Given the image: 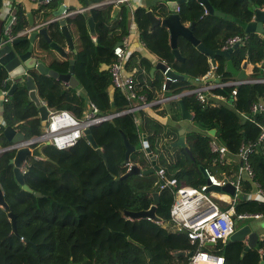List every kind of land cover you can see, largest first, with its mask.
Returning <instances> with one entry per match:
<instances>
[{
    "label": "trees",
    "instance_id": "16d2710c",
    "mask_svg": "<svg viewBox=\"0 0 264 264\" xmlns=\"http://www.w3.org/2000/svg\"><path fill=\"white\" fill-rule=\"evenodd\" d=\"M100 0H80L87 6ZM213 7L224 15L205 12L198 0H186L179 4L178 13L183 23L194 22L193 34L207 47L222 48L227 37L245 33V26L253 18L254 7L264 9V0H209ZM163 1L152 5L157 16H165L168 10ZM2 0H0V7ZM17 22L12 30L16 34L26 27V17L20 4H16ZM47 4H40L33 11H41ZM112 4L93 7L88 11L67 17L74 49L67 58L61 56L39 36L36 40L39 57H44L49 67L65 72L69 58L74 59L75 76L89 98L102 113L109 112L110 102L114 101L117 110L124 108L127 100L118 88L109 91L111 75L108 64L114 60L113 46L128 32V17L125 9L118 17L110 20ZM147 8L138 5L133 10L140 40L157 58L163 59L176 72L188 77H201L210 68L209 56L200 51L184 36L177 37V48L182 60L174 57L169 43V32L165 26L151 27L146 14ZM49 11L42 12V20L48 19ZM92 16L96 37L88 30L87 18ZM264 24V22H263ZM51 38L65 46L66 39L59 29L58 21L47 23ZM248 39L231 51L235 67L240 68L246 60L253 68L251 75L257 73L258 63L264 59V44L260 32H247ZM26 37V36H25ZM25 50L28 41L20 42ZM217 71L223 72V79L233 77L225 69L226 58L217 54ZM149 58L133 51L130 53L126 69L136 68L137 78L143 77L140 66L151 68ZM148 72V71H147ZM37 94L48 107L66 108L79 111L76 103H82L76 87H69L63 81L48 75H34ZM148 85L140 86L135 81L138 92L146 93L148 99H156L157 91L167 94L180 93L195 84L188 79L176 78L163 90L164 74L154 71ZM4 75L0 74V87H7ZM232 86L217 87L215 92L230 96ZM189 111H193V121L199 129L185 131V146L174 145L178 138L179 127L163 125L155 116H149L142 109L138 112L139 122L133 113H125L91 126L97 145L107 158L93 147L85 137L66 148L48 144L45 155L52 160L30 158L24 181L32 189L28 191L16 181L12 164L9 162L13 150L0 152V185L8 208L0 206V264H188L189 254L194 249L185 232L175 230L170 221V205L173 200L169 189H159L156 173H131L121 178L127 171L123 163L125 145L123 131L135 146L129 154V161L142 168L150 165V160L141 147L140 133L146 135L147 143L164 167L167 175L180 181L200 186L206 181L200 165L227 170L234 175L237 161L233 158L226 164L212 163L208 140L212 137L209 130L215 128V136L232 153H236L244 140L254 141L260 131L259 123L264 121V112H252L250 105L257 99L264 101V82L240 84L236 99L219 101L217 105L201 104L194 94L181 96ZM173 119H180L181 112L177 99L171 100ZM175 111L173 112V107ZM168 111L166 106L162 108ZM38 106L29 99L27 89L19 86L12 97L3 103L2 116L6 124L12 125L29 136L40 131L41 123ZM252 117V119L245 116ZM9 143L0 127V146ZM141 151L142 159L137 152ZM253 176L242 181L243 191L255 189L257 180L264 188V142L261 150L250 156ZM215 173V172H214ZM216 174V173H215ZM221 174V173H220ZM217 175V174H216ZM220 176V175H217ZM35 191L42 193L36 196ZM158 192L159 202L156 215L160 221L151 218L130 219L124 210L146 209L153 203V192ZM9 201V202H8ZM16 212L17 232L12 230L8 210ZM238 211L246 210L264 214V201L244 199L236 204ZM24 237V240L20 239ZM243 240L218 242L217 251L224 255V264H259L264 238L257 245L244 249ZM148 252L150 254H148Z\"/></svg>",
    "mask_w": 264,
    "mask_h": 264
},
{
    "label": "built area",
    "instance_id": "2783aa9c",
    "mask_svg": "<svg viewBox=\"0 0 264 264\" xmlns=\"http://www.w3.org/2000/svg\"><path fill=\"white\" fill-rule=\"evenodd\" d=\"M52 0H40L41 4H49ZM131 0H100L93 2L87 6H77L73 9H64L61 14L53 17V20H59L62 17H69L75 13L88 11L93 7H102L107 4H120L122 2H130ZM179 5L176 8L178 11ZM205 9V8H204ZM205 12L206 9H205ZM17 22L16 13H12L9 17L4 33L12 38L13 26ZM136 24L131 21L128 26V32L121 38V43L114 44L113 54L114 60L108 64V71L111 75V85L108 87L109 91L113 88H118L124 94L127 104L124 108L106 113L100 111L99 106L88 97L86 91L81 86L77 89V94L84 97L82 103H76L79 111H73L66 108L48 107L42 100L41 103L47 107V117L44 124H41L40 131L29 136L25 135L23 139L17 141H9L8 144L0 146V152L3 150H13V152L21 146H35L41 141H47L48 144L54 145L57 148H66L75 144L81 137H85L84 129L92 125L98 124L104 120H112L114 117L133 113L136 123L139 122L138 112L142 109H147L153 104H163L167 100L176 96L184 94H194L195 98L201 104L217 105L219 101L233 102L237 96V89L240 84L264 82V59L258 63V70L255 75H248L244 78L233 77L223 79V72L217 71L216 61L214 64L210 63V68L201 77L202 82L199 85L186 88L180 93L162 94L157 99H148L146 93L138 92L135 87V76L132 72L126 69V63L131 53L129 49V42L131 34L136 31ZM26 30H22L25 32ZM261 37L264 44V29L261 31ZM248 39V33L234 34L226 38L222 48L231 47L234 43L243 45ZM142 42V41H141ZM143 43V42H142ZM144 45V44H143ZM155 62L161 61L167 64L163 59L154 57ZM168 67H170L167 64ZM226 69V68H225ZM227 70V69H226ZM166 71H163L164 77ZM262 74V75H260ZM213 76V80L206 81L205 77ZM170 82L174 81L176 77H169ZM165 80V79H164ZM3 82H6L5 80ZM232 86L230 96L223 93L215 92L217 87ZM165 88V83L162 85ZM9 86L0 87V127L6 122L2 116L3 103L10 97L8 93ZM176 99V98H172ZM252 112H264V101L257 99L250 105ZM246 117L252 119L249 115ZM260 131L254 141L244 140L238 151L232 153L229 148L214 135L208 140V145L213 153V164H225L233 158L237 161V167L234 175L228 173L227 170H222L220 176H217L211 168L205 167L206 181L200 186H193L180 181L175 176H169L164 167L160 166L155 170L157 179L156 183L159 189H169L172 193L173 200L170 205V221L173 223L175 230L186 233L190 243L194 244V249L189 254L188 264H224V255L217 251L216 245L218 242L228 241V236L235 228V222L241 218H251L261 216V212H251L246 210L238 211L236 209L237 201L243 197L244 199H256L264 201V188L255 180V189L252 191H243L242 181L248 176H253V167L251 165L250 156L252 152L257 150V146L262 147L264 142V121L259 123ZM2 129V128H1ZM141 147L144 149V141L142 133H140ZM148 156V153L145 151ZM149 158V156H148ZM127 170L133 164L128 160ZM29 165V160L21 167L24 173ZM230 183L234 187V192L228 193L226 191L207 190L210 185L222 186ZM1 206V205H0ZM24 240L23 236H20ZM207 242H212L207 244Z\"/></svg>",
    "mask_w": 264,
    "mask_h": 264
},
{
    "label": "water",
    "instance_id": "95a60500",
    "mask_svg": "<svg viewBox=\"0 0 264 264\" xmlns=\"http://www.w3.org/2000/svg\"><path fill=\"white\" fill-rule=\"evenodd\" d=\"M186 0H166V6L167 9L170 11L167 15L161 17L157 16L151 9L147 8L146 14L148 19L150 20L151 27H154L156 25H162L165 26L168 29L169 32V43L172 48V52L174 54L175 59L182 60L183 56H181L178 48H177V37L179 35L184 36L186 39L191 41L200 51L206 53L209 56L210 62L212 64L215 63V58L217 54H221L226 58L225 68L230 71L236 78H244L247 77L249 74L246 71V65L247 61L245 60L240 68L235 67V65L232 62L231 59V51L234 47L239 45L237 42L234 43L231 47L223 49V48H209L204 43L200 42L199 39L193 34L192 28L194 25V22L191 23H183L180 19L179 13L176 11L177 6ZM206 9L208 13H214V14H220L224 15L223 12L215 9L213 5L210 3L209 0H198ZM67 9L66 4L61 3L57 7L56 10H53V15H59L61 12ZM254 14L253 18L247 22L245 26L246 32H252V31H258L261 32L264 29V9L254 7ZM120 10L119 5L113 6L112 9V17L117 15V13ZM130 13V10H129ZM28 16V25L29 27L25 32L14 34L12 38L8 37L4 31L0 32V74L4 75V80L6 81L7 85L9 86L8 93L10 94V97H12L13 92L15 89H17L19 86H24L27 89V93L29 96V99L32 100L37 106L39 111V117H40V123L44 124L47 117V107L45 104L41 103V100L37 94V88L36 83L34 79V75L36 73L41 74H48L51 75L64 83H66L69 87H77L79 85V80L75 76V69H74V59L69 58V67L66 72H61L55 68L49 67L44 57H38L37 55L33 54V50L37 48L36 39L39 36H42L48 43L49 46L54 49L57 53H59L61 56L67 58L69 51L74 49V43L71 36V33L69 31V27L67 24L66 17L60 18L58 21L59 23V29L64 34L66 43L65 46L60 45L58 42L53 40L51 38V35L49 34V30L47 27V23L51 21H55L52 18H48L47 20L43 21L42 23L36 24L33 20L32 14L29 12L27 13ZM87 23L89 27V32L91 35L95 34V23L92 16H88ZM26 36V37H25ZM26 39L28 41V46L25 50L21 48L20 42ZM121 43V40H118L115 44ZM159 68L161 71H166L165 75V89L168 88V85L170 83L169 77H176V78H184L188 79L193 84L197 85L199 83V79L195 77H188L184 74L178 73L174 71L171 67H168L166 63L157 61L154 66L151 68V74L153 71ZM262 75V74H260ZM208 80H213V76L211 75ZM172 96V94L168 95ZM172 98H176L179 102L180 106V112L181 116L180 119H191L193 117L192 113L187 109L183 102V98L181 96L174 95ZM171 98V99H172ZM165 106L167 110L171 111V103L170 100H167L165 102ZM110 110H115V104L114 101L110 102ZM2 131L6 138L9 141H17L20 139H23L25 137V134L16 129L14 126L5 124L1 125ZM216 129L212 128L209 130V133L211 135L215 134ZM185 127L181 126L178 130V138L173 142L174 145H182L185 146L189 154H191V150L186 145L185 142ZM123 136V142L125 145V152H124V158L122 160L123 163H127L129 160V154L135 149V146L129 142L127 139L125 133L121 131ZM84 135L85 138L88 140V142L96 148V150L103 156L106 164H107V158L104 155L102 149L97 145V142L95 141L93 134L91 132V128L87 127L84 129ZM143 141H144V149L148 153L150 165L146 168H142L137 164H132L130 169L127 170L123 175L120 177L123 178L131 173H152L155 172V170L159 167V164L157 162V156L155 153H153L147 143L146 135L142 134ZM48 145L47 141H41L38 144H36L33 147L29 146H21L18 147L15 151L13 156L10 158L9 162L12 164L13 167V173L16 181L21 185L22 188L31 191L32 189L30 186L24 181V173L21 171V167L25 164L26 160H30V158H36V159H47L52 160L51 158L47 157L43 151L44 147ZM257 150H261V146H257ZM7 151V150H3ZM10 151V150H8ZM200 169L205 176V170L204 166L200 165ZM217 190V191H226L228 193L234 192V187L230 183H226L222 186L217 185H210L208 186L207 190ZM36 196H41L42 193L39 191L34 192ZM153 203L149 208L146 209H139V210H131L126 209L124 210V215L127 216L130 219L135 218H151L156 221H160V218L156 215L155 209L156 205L159 202V194L158 192H153ZM0 205L3 208H8V203L6 202L3 194V190L0 185ZM7 215L9 219L11 220L12 224V230L14 232H17L16 228V212L13 210H8ZM238 221V220H237ZM237 221L235 222L236 226L234 230L230 233L228 236V241L232 240H243L245 241L244 249H248L250 247H254L257 245L259 234L256 230H254L249 222H245L243 224L237 225ZM212 242H207V244H211ZM148 254H150L148 252ZM153 264V263H151ZM259 264H264V248L261 251V259L259 261Z\"/></svg>",
    "mask_w": 264,
    "mask_h": 264
},
{
    "label": "crops",
    "instance_id": "0c3cea01",
    "mask_svg": "<svg viewBox=\"0 0 264 264\" xmlns=\"http://www.w3.org/2000/svg\"><path fill=\"white\" fill-rule=\"evenodd\" d=\"M157 1L166 2V0H131L128 3L127 2H122L120 4H116V5H119L120 6V10L117 13V15H115L114 17H112V14H111L110 20L112 21L113 19H115L116 17H118L119 14L121 13V11L123 9H125L126 12H127L128 23L130 24L131 21H134V18H133V10H134V8L136 6L142 5V6H145L146 8H149V9L152 10V8H151L152 5H154ZM61 3L66 4L67 9H73V8H76L77 6H81L80 0H52L49 4H47L49 6H46L41 11H38V12L35 13L33 10L35 8H37L41 4L40 3V0H2V5L0 7V32H3L4 31L5 25H6L7 21H8V19H9V17L11 16V14L17 11L16 4H20L21 7L24 10V15H25L26 20H27L26 27L24 29H27L29 27L27 13L30 12L32 14V17H33V20L35 21V23L36 24H39V23H42L43 22V20H42V12L44 10L49 11L50 13H49L48 18H52V17H54V15L52 13L53 10H56L57 7L59 6V4H61ZM164 5H166V3L165 4L163 3V6ZM113 6H115V5H112V9H113ZM164 8L167 9L168 7L167 6L166 7L164 6ZM112 9H111V12H112ZM129 10H130V13H129ZM169 12L170 11L168 10V13ZM134 23H135V21H134ZM24 29H22V30H24ZM136 29H137V25H136ZM22 30H20L16 34H19V33H22L23 34ZM88 30H89V27H88ZM91 36H92L93 39H95V37H96V30H95V34L94 35H91ZM129 49L131 50V52L137 51V52L143 54L146 58H149L150 62L152 61L151 68L156 63L155 60H154L155 59L154 58L155 55L152 54L143 45V43L141 42L140 37H139L138 29L136 31H133V33L131 34V38H130V42H129ZM38 51L39 50L34 49L33 50V54L37 55ZM68 56H69V54H68ZM45 62H46V60H45ZM209 62H210V59H209ZM46 64H47V62H46ZM140 68L143 71V77L142 78H137L136 77V73H135L136 68H134L132 71H130V72H132L134 74L135 81H137V83H140V86H142L143 84L144 85H148V83H149L148 82L149 81V78L147 77L148 73L152 76L154 74V71H156V70H160L161 71V69L156 68L153 71V73L151 74V68L148 70L144 65L140 66ZM252 70H253V68L251 66V63L247 62L246 71L248 72L249 75H251ZM210 76L205 77V80L206 81H209L208 78ZM199 80L200 81H199V83L197 85L201 84V82H202V79H199ZM76 91H77V89H76ZM162 94H167V93H165L163 91H157V93H156L155 96L156 97L157 96L159 97ZM40 100L42 101L41 98H40ZM171 100H173V99H171ZM171 100H170V102H171ZM163 107H165V103H163V104H157L156 103V104L151 105L149 108H147V111H145V112L149 116L150 115L151 116H155L159 121L161 120V122H162L163 125H174V126H177L179 128L181 126H184L185 127V131L188 130V129H194L193 127H195V123H194V121L192 119L193 117L191 119H184V120H181V119H173L171 113L169 111H166L165 112L162 109ZM171 110H172V107H171ZM174 111H175V106L173 107V112ZM190 112L193 115V111H190ZM139 116H140V114H139ZM139 118H141V117H139ZM184 134H185V132H184ZM247 222H249L251 224L252 228L258 232L259 238H264V214H262L261 216H258V217H251V218H249V221H247Z\"/></svg>",
    "mask_w": 264,
    "mask_h": 264
},
{
    "label": "rangeland",
    "instance_id": "374dc122",
    "mask_svg": "<svg viewBox=\"0 0 264 264\" xmlns=\"http://www.w3.org/2000/svg\"><path fill=\"white\" fill-rule=\"evenodd\" d=\"M261 33V32H260ZM78 89H81V86H78ZM164 90V89H163ZM194 129H199V127L195 124V127H193ZM137 157H138V159L140 160V159H142L143 158V154H142V152L141 151H138L137 153ZM157 162H158V164L160 163V158L158 159L157 158ZM226 164V163H225ZM215 165H218V164H215ZM236 170V168L234 169V171ZM214 172L217 174V175H220V173H221V171H220V168H218V167H214ZM9 202V201H8ZM247 221H249V218H241V219H239L238 221H237V225H240V224H243V223H245V222H247ZM235 226H236V224H235Z\"/></svg>",
    "mask_w": 264,
    "mask_h": 264
}]
</instances>
